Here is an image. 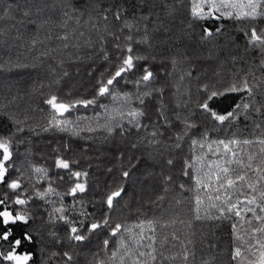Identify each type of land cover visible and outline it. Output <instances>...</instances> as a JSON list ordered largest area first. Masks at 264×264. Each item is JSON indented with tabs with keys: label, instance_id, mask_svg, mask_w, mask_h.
I'll list each match as a JSON object with an SVG mask.
<instances>
[{
	"label": "snow or ice",
	"instance_id": "obj_1",
	"mask_svg": "<svg viewBox=\"0 0 264 264\" xmlns=\"http://www.w3.org/2000/svg\"><path fill=\"white\" fill-rule=\"evenodd\" d=\"M30 7H21L10 3H4L0 8V21L11 22L7 27L0 24V51H3L6 42H21L29 51L33 49L39 53L33 56V61H42V58H51L56 61L61 69L59 73L52 76L50 83L33 84L28 91V95L43 96L45 108L34 109L45 120L41 125L38 122L28 123L30 117H21L12 111L17 101L21 99L19 95L7 98L5 102L0 99V114L7 115L13 123L14 131L9 135H0V185H3L14 195L10 197L8 192L0 193V264H33L35 250L30 245H35L34 236L29 228L32 219L28 205L33 197L50 204L51 211L48 214L49 222L55 223L57 220L63 222L67 228V241L69 245L73 242L82 243L88 240L89 236L98 230H108L109 238L113 241V250L108 256V264H191L195 258V253L190 245L192 239L185 236L184 240L175 231L158 238L157 227L161 230L171 227L177 223L176 219L160 222L147 219L135 225H122L115 222V217L109 213L121 204L125 195V184L130 177V169L135 168L139 161L128 160L129 167L120 170V179L114 180L109 190L104 194L102 204L106 211L99 217H94L92 212L81 210L78 213L79 219H69L66 213L75 212L76 205L69 209L63 204L64 195L77 197V194H84L88 190L89 173L85 171H73L71 165L77 163L75 159L70 163L67 158L61 155V148L54 147L52 151L56 154L54 166L58 170H67L71 187L65 194L57 192L52 183L41 191L35 188V183L49 180L48 170L43 166L30 165L31 175L26 176L23 166L14 159V145L24 143L20 133L27 127L34 135L39 136L42 132L67 133L73 137L84 140L92 139L90 134L102 131L104 140H108L114 134L125 138L134 130L140 134L138 139L131 144V148L138 146L144 149L158 151L157 146L162 144L161 137L164 128H172L173 117L168 113L167 106L162 102L164 89L154 86L156 75L150 68V63L154 62L155 56H147L134 51V45H147L152 32H168L167 24L160 20L152 9L157 6L155 0H141V4L149 8V11L139 16L129 19L125 15L126 9L117 8L115 11L111 7H102V0H90L89 9L86 13L73 7L66 0L61 3V18L59 22H54L50 17H40V12L44 7H48L46 0H26ZM160 5L165 9L166 16L171 20L179 18L180 12H186L183 20V30L193 29V23L208 20L231 19L243 21L241 31L246 38L247 45L245 51L258 50L260 59L258 64H248L246 68L237 70L230 75V78L221 87L202 85L203 98L196 102V106L204 114L209 116L219 125L225 122L238 120L241 116H251L253 113L260 114L264 110V101L258 102L256 96L264 90V0H159ZM55 6L56 0H51ZM35 8V12H33ZM20 12V18L13 12ZM35 16V18H33ZM86 16V18H85ZM155 17V19H152ZM152 22L151 29L149 21ZM113 21L115 24H113ZM71 22V24H70ZM26 25H35L36 32L28 36L24 35ZM75 25V27H73ZM53 27L59 29L54 32ZM221 29L217 27L213 31L210 27H203L200 39L208 40ZM44 32L43 38L40 33ZM138 36V38H137ZM53 37L59 42L57 48H47L46 41ZM94 37V38H93ZM71 47L72 53L64 54V50ZM109 48L113 50L110 57ZM92 49L91 53L87 50ZM81 50L85 54L81 55ZM242 57L232 56L231 61L237 62ZM65 59L74 63H88L100 60L106 62V67L96 77L92 84L91 96H79L65 100L56 94L53 89H59L61 81L69 76V72L64 68ZM173 69L179 64H187L188 68L179 76V81L175 85L177 96V111L174 119L179 121L182 128L175 131V142L167 147L180 149L182 141L189 133L197 128V124L192 120L191 90L185 81L191 82L194 79L192 68L194 65L187 54H183L178 59L176 56L170 58ZM32 62H25L21 57L0 63V71L15 69H25L38 67ZM95 71L93 67L88 75L91 77ZM55 69H50V75ZM139 73L134 81L135 93H121L117 86L123 81L128 83L127 77L130 73ZM47 87L46 92L41 89ZM199 90V89H198ZM158 94L161 101L157 107L158 120L153 122L151 130L147 123H142L145 116V100L152 98L153 94ZM229 94L239 96L230 111L218 113L212 102L217 97ZM71 96V93L68 94ZM102 97H110L115 106L109 109L107 105L100 104L104 110L102 115L77 116L72 118L69 114L78 108L88 109L96 107L97 102ZM136 103L138 106H133ZM254 128L259 130V135L254 139H238L233 134L228 139L209 140L208 133L204 132L201 139L191 138L190 146L192 155L183 161L182 175L190 177L192 187L187 189L193 193L192 213L196 221H225L238 219L241 223H246L247 234L252 237L249 241L250 248L246 249L249 255H243L240 247H235L232 251L231 259L238 264H264V127L261 123L254 122ZM118 130V133H117ZM88 135H81V134ZM246 147H252L251 152H244ZM63 150H69V145L64 144ZM87 151V148L84 149ZM208 154L215 157L209 162ZM123 157V153L120 154ZM166 164L174 166V159H166ZM193 172L190 174L189 170ZM18 173L13 176L12 171ZM111 172V168L108 169ZM151 175V173H148ZM63 180V177H60ZM32 181L34 192L27 195L28 189L23 186L22 181ZM172 176H166L165 182H171ZM181 191L185 190L184 184H179ZM165 188V192H167ZM57 197L58 200L52 199ZM163 195L157 196L156 200L163 201ZM177 205L181 200L175 201ZM58 204V206H57ZM17 206V207H13ZM127 207V204L124 205ZM251 214L247 220L245 217ZM253 221L256 223L253 224ZM179 223L184 224L183 220ZM79 225V226H77ZM191 228V223L187 225ZM233 233L237 234V239H242L238 235L237 224L232 225ZM50 236L56 237V232H50ZM194 236L195 233H192ZM170 237V239H169ZM109 238L102 241L103 249L109 247ZM185 240L187 241L185 243ZM254 241V242H253ZM59 241H57L58 243ZM118 245V247H117ZM60 255L51 252L49 258ZM64 264H72L73 254L70 251H62ZM95 264H105L98 254L94 257ZM201 264H210V259H202Z\"/></svg>",
	"mask_w": 264,
	"mask_h": 264
},
{
	"label": "trees",
	"instance_id": "obj_2",
	"mask_svg": "<svg viewBox=\"0 0 264 264\" xmlns=\"http://www.w3.org/2000/svg\"><path fill=\"white\" fill-rule=\"evenodd\" d=\"M48 7H44L40 12V17H50L52 21L59 22L61 18V3L64 0H56L55 6H52L51 0H46ZM73 7L82 12H87L89 9L90 0H66ZM171 3V0H168ZM4 3L19 5L21 7H30L31 5L26 0H4ZM157 4L152 11L160 17V20L167 24L169 31L152 32L149 43L152 45L148 48L147 45H134V51H139L140 54L147 56H155L157 59L150 63V68L156 75L154 86L164 89L163 103L168 108V113L173 117L172 128H164V136L161 137L162 144L157 146L158 151L152 149H144L138 146L137 149L131 148V144L135 142L139 135L134 130L125 138H121L118 134H114L108 140H104L105 135L102 131L90 134L92 139L84 140L78 137H73L67 133L48 132L41 133L39 136L34 135L27 127L23 133L17 137L23 138L24 143L18 146L14 145V159L17 163L23 166L26 176H30V165L43 166L48 170L49 180L35 183V188L43 191L49 182L52 187L61 194H65L68 188L71 187L72 181L69 180L67 170H58L54 166L55 153L52 151L54 147L61 148V155L71 163L73 159L78 161L71 165L73 171H87L88 190L84 194H77V197L64 195L63 204L71 209L73 204L76 205L75 212L66 213L69 219H79L78 213L81 210L80 205L84 206V210L92 212L94 217H99L100 214L106 211L102 204L104 194L109 190L114 180L120 179V170L129 167L128 160L139 161L135 168L130 169V177L124 181L125 195L124 199L115 211L109 213L115 217V222L122 225H135L140 221L147 219L157 220L160 222L176 219L177 223L169 228L161 230L157 227L158 238L163 235L175 231L177 235L184 240L185 236L192 239L190 247L195 253V258L191 260V264H201L202 259H210V264H238L237 261L231 259L232 251L235 247H240L243 255H249L246 249L250 248L249 241L252 237L247 234L248 225L241 223L238 219L225 221H196L192 213V196L193 193L187 189L192 187L190 177L182 175L183 161L185 158H190L192 155L190 140L191 138L201 139L204 132L208 133L209 140L228 139L235 134L238 139H254L259 135V130L254 128V122L261 123L264 127V110L262 113H253L251 116H241L238 120L225 122L219 125L209 116L204 114L197 108L196 102L203 98L202 85L221 87L228 81L230 75L247 67L248 64H258L260 53L258 50L245 51L247 41L240 30L243 21H235L231 19L208 20L193 23V29L184 31L183 24L187 23L183 20L186 12H180L179 18L171 20L166 16L165 9L160 5L159 0H155ZM102 7H111L115 11L119 7L126 9L125 15L132 19L134 16H139L149 11V8L141 4V0H102ZM3 5L0 4V8ZM35 12V8H33ZM13 14L20 18L21 13L16 11ZM35 18V16H33ZM86 18V16H85ZM152 19H155L153 17ZM11 22L0 21V24L7 27ZM264 24V21L260 22ZM71 24V22H70ZM113 24L115 22L113 21ZM75 27V25H73ZM152 22L149 21L151 29ZM203 27H210L213 31L217 27L221 31L215 34L208 40L200 39ZM53 31H59L53 27ZM35 25H26L24 35L28 36L35 34ZM41 37L45 35L40 33ZM94 38V37H93ZM138 38V36H137ZM7 46L3 51H0V63L8 61L9 57L15 60L18 56L25 62L36 63L38 67H29L25 69H11L0 71V99L5 102L7 98L13 95H19L16 105L12 111L16 112L21 117L28 115L30 117L28 123L38 122L41 125L45 123L42 116L33 112L34 109L45 108L43 105V96L28 95L29 89L33 84L44 83L47 85L53 75L59 73L61 69L57 66L56 61L51 58H42V61H33V56H38L39 53L34 49L29 51L21 42H6ZM59 42L53 37L52 40L46 41L47 48H57ZM74 49L69 47L64 50V54L72 53ZM93 50L88 49L91 53ZM84 50H81V55H84ZM187 54L191 58L194 65L192 74L194 79L189 83L185 81L191 90L192 103L191 112L192 120L196 122L197 128L193 129L184 141L180 149H172L167 147L175 142L172 135L175 131H179L182 125L174 119V115L180 109L177 107V96L175 85L179 81L180 74L188 68V65L179 64L173 69L170 63V58L176 56L178 59L181 55ZM110 57L113 55V50L109 48ZM232 56L242 57L237 62L231 61ZM95 67V71L90 77L89 71ZM106 67V62L96 60L88 63H74L65 59L64 68L69 72V76L61 81L59 89H53L56 94L65 100L76 98L79 96H91L92 84L94 77ZM50 69H55L50 75ZM139 73L128 74V83H121L117 86V90L121 93H135L136 87L131 81L137 78ZM199 89V90H198ZM42 92L47 91V87L41 89ZM71 93V96L68 94ZM258 102L264 101V90L257 94ZM236 102H239V96L229 94L223 97H217L211 104L218 113L230 111ZM161 101L158 99V94H153L152 98H146L144 110L145 116L142 118V123H147L151 130L153 122L158 120L157 107ZM100 104L107 105L109 109L115 106L110 97H102L96 107L88 109L78 108L69 115L72 118L77 116H93L102 115L104 110L99 107ZM133 106H138L136 103ZM14 131L12 120L4 114H0V135H9ZM118 133V130H117ZM88 135V134H81ZM68 144L69 150L64 151L63 145ZM87 148V151L84 149ZM123 153V157H121ZM173 158L174 166L170 167L166 164V159ZM209 162L214 160L211 154H208ZM111 168V172L108 169ZM190 174L193 172L189 170ZM151 173V175H148ZM13 176L18 175L14 170L10 173ZM172 176L173 180L166 183L165 177ZM63 177V180L60 179ZM23 186L28 189L27 195H32L34 188L31 186L32 181H22ZM179 184L185 185V190L179 189ZM167 188V192H165ZM8 192L12 197L14 194L7 190L3 185H0V193ZM163 195L165 199L153 204L157 196ZM58 200L57 197H52ZM179 199L181 203L177 205L175 201ZM127 204V207L124 205ZM58 206V204H57ZM14 208L17 206H13ZM51 205L45 201L33 197V200L28 205L32 219L30 220L29 228L34 236L35 245L29 247L35 250L33 264H64L62 251H70L73 254L72 264H95L94 257L99 256L100 259L108 264V256L113 250V241L115 238H109L108 230H98L95 234L89 236L88 240L82 243L73 242L69 245L67 241V228L63 222H49L48 214L51 211ZM248 214L245 219L250 218ZM183 220L185 223H179ZM191 223V228L187 225ZM237 224L239 229L238 235L242 239H237L233 233L232 225ZM256 222L253 221V224ZM79 226V225H77ZM56 232V237L49 235L50 232ZM192 233H195L193 236ZM109 238V247L103 249L102 241ZM170 239V237H169ZM57 241H59L57 243ZM187 241L185 240V243ZM254 242V241H253ZM118 247V245H117ZM51 252L60 253L51 259Z\"/></svg>",
	"mask_w": 264,
	"mask_h": 264
},
{
	"label": "rangeland",
	"instance_id": "obj_3",
	"mask_svg": "<svg viewBox=\"0 0 264 264\" xmlns=\"http://www.w3.org/2000/svg\"><path fill=\"white\" fill-rule=\"evenodd\" d=\"M253 150H254V149H253L252 147H246V148L244 149V152L241 153V155L243 156L244 153L251 152V151H253Z\"/></svg>",
	"mask_w": 264,
	"mask_h": 264
}]
</instances>
